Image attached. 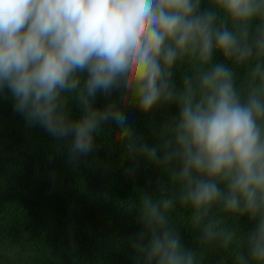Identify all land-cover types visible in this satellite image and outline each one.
I'll return each mask as SVG.
<instances>
[{
  "label": "clouds",
  "instance_id": "obj_1",
  "mask_svg": "<svg viewBox=\"0 0 264 264\" xmlns=\"http://www.w3.org/2000/svg\"><path fill=\"white\" fill-rule=\"evenodd\" d=\"M206 3L201 11L202 0H0V93L14 110L70 138L73 162L113 121L129 157L168 176L136 206L142 230L131 247L142 264H202L208 246L231 249V264H264V0ZM176 69L185 70L179 89ZM97 91L117 101L95 108ZM159 104L179 114L150 147L123 109L147 114ZM178 208L199 232L198 251L181 241ZM245 216L255 225L246 237L234 225Z\"/></svg>",
  "mask_w": 264,
  "mask_h": 264
},
{
  "label": "trees",
  "instance_id": "obj_2",
  "mask_svg": "<svg viewBox=\"0 0 264 264\" xmlns=\"http://www.w3.org/2000/svg\"><path fill=\"white\" fill-rule=\"evenodd\" d=\"M208 7L202 0L200 10ZM184 71L174 70L177 89ZM109 99L116 102V94L97 91L93 107L102 110ZM69 111L78 118L83 109L72 99ZM123 112L126 126L151 147L179 109L159 104L145 114L129 105ZM101 127L97 148L73 162L70 138L58 140L29 125L11 94L0 93V264H142L131 247L142 230L136 206L142 194L159 195L168 176L141 156L129 157L126 144L116 142L115 122ZM189 215L178 208L173 222L183 245L198 251L199 232L190 230ZM234 225L245 237L255 226L246 216ZM231 257V249L208 246L202 264H231Z\"/></svg>",
  "mask_w": 264,
  "mask_h": 264
}]
</instances>
